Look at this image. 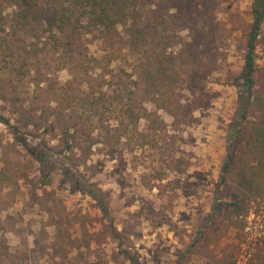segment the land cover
Instances as JSON below:
<instances>
[{
	"label": "rangeland",
	"instance_id": "rangeland-1",
	"mask_svg": "<svg viewBox=\"0 0 264 264\" xmlns=\"http://www.w3.org/2000/svg\"><path fill=\"white\" fill-rule=\"evenodd\" d=\"M250 2L180 0L176 7H159L162 25L156 30L163 37L148 44L149 53L154 46L163 53V60L179 76L183 102L187 107L195 103L187 115L176 119L154 107L146 86L130 84L137 70L121 27L107 37L81 35L72 43L69 57L60 48L47 51L42 39L36 43L45 84L61 86L74 77L72 93H85L89 89L85 79L95 78L102 69H120L125 75L117 81L127 85L122 103L128 102L127 92L133 91L146 112L161 120L153 131L140 119L138 131L143 138L133 136L120 147L116 159H108L105 149L94 145L92 157L80 160H87V166L102 162L100 173L85 165L82 172L110 188L109 215L122 233V246L137 264H174L180 253L179 261L186 264H208V253L213 258L225 253L234 264H251L255 242L264 237L260 216L254 215L253 206L232 195L228 181L215 190L224 134L235 105L233 80L250 22ZM154 8L147 4L148 16ZM11 11L12 6L0 2V14L9 16ZM254 60L257 67L264 65V18ZM114 79L107 83L104 77L101 88L115 89ZM113 107L109 100L100 106L102 119L110 116ZM12 111V104L0 102V114L12 117ZM34 142L12 136L0 123V161L12 176L0 187V264H129L89 197L69 193L55 181L48 186L36 183V166L28 152ZM178 157L181 169L173 170L171 161ZM55 164L58 167L59 162ZM234 218L242 220L243 229L228 227ZM195 238L196 247L187 248Z\"/></svg>",
	"mask_w": 264,
	"mask_h": 264
},
{
	"label": "trees",
	"instance_id": "trees-1",
	"mask_svg": "<svg viewBox=\"0 0 264 264\" xmlns=\"http://www.w3.org/2000/svg\"><path fill=\"white\" fill-rule=\"evenodd\" d=\"M179 1L0 0L12 6L9 16L0 14V102L14 107V116L0 114V123L12 136H26L37 141L30 145L28 152L36 166L35 181L39 186H48L55 181L57 187L65 185L69 193L85 195L94 202L107 221L104 228L129 264L137 263L128 248L122 246V233L116 231L109 215L110 188L82 172L85 165L87 170L90 167V171L100 173L102 162L96 160L87 166V160H80L92 157L94 145L104 148L108 159H116L121 154L120 147L133 136H136L134 140L143 138V132L138 131L140 119H145V127L153 131L161 120L146 112L133 91L127 92L130 94L126 97L128 102L122 103L127 85L117 81L125 75L120 69L114 72L111 68L102 69L95 78L85 79L84 83L89 85L85 93H72L71 83L77 80L74 77L61 86L45 84L46 74L40 69L38 57L41 50L36 43L42 39L48 46L47 51L60 48L69 57L72 43L81 35L94 33L100 38L107 37L121 27L126 44L133 53V67L137 70V78L129 76L132 79L130 84L146 86L154 107L164 110L171 118L183 117L195 107V103L187 107L183 102L178 91L179 76L169 62L163 60V53L155 46L152 53L148 49V44L163 37L156 30L162 25L159 7H176ZM147 4L155 6L149 16ZM249 15L241 62L233 80L235 105L224 134V155L215 190L228 181L232 195L254 207V215L260 216L264 230V65L257 67L254 60L256 39L264 18V0H251ZM104 77L107 83L115 80L112 82L115 89L101 88L100 81ZM94 80L96 84L92 86ZM107 100L110 104L113 101L115 107L110 108V116L104 120L100 106ZM52 139H55L54 144H50ZM80 151L82 158H79ZM56 162H59L58 167ZM171 163L174 165L171 169H181V158ZM11 180L10 171L0 161V187ZM229 203L239 209L236 203ZM245 216L246 212L242 217ZM241 222L234 218L228 227L243 229ZM195 242L196 238L191 239L187 248L196 247ZM255 244L251 264H264V237ZM208 255V264H234L225 253L217 258ZM179 259L174 264H186V260L181 263Z\"/></svg>",
	"mask_w": 264,
	"mask_h": 264
}]
</instances>
